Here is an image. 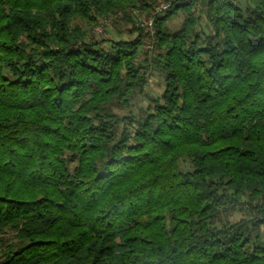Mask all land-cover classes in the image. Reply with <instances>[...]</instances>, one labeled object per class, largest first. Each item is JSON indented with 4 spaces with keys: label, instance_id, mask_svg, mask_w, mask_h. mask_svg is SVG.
Instances as JSON below:
<instances>
[{
    "label": "trees",
    "instance_id": "obj_1",
    "mask_svg": "<svg viewBox=\"0 0 264 264\" xmlns=\"http://www.w3.org/2000/svg\"><path fill=\"white\" fill-rule=\"evenodd\" d=\"M158 1L0 0V264H264V0Z\"/></svg>",
    "mask_w": 264,
    "mask_h": 264
},
{
    "label": "rangeland",
    "instance_id": "obj_2",
    "mask_svg": "<svg viewBox=\"0 0 264 264\" xmlns=\"http://www.w3.org/2000/svg\"><path fill=\"white\" fill-rule=\"evenodd\" d=\"M234 3L239 6L240 8H245L247 5V2L245 0H233ZM156 3H153V6ZM150 11L148 12H141V19H144V17L146 16V14H148ZM183 19V13L178 12L176 13L174 16H172L171 18H169L166 22L167 27L169 28L170 31H173L175 29H177ZM133 21L131 23H124V20H118L117 22H115V24H111L110 26H105L106 28L103 30V32L101 34H96L95 32H93L91 34V30L88 32V34H90L91 36H93L94 38L98 39V40H118V39H123V40H131L134 39L138 34V17L134 16ZM133 28H136L137 30H132ZM140 28V26H139ZM142 28V27H141ZM144 31H143V45H141V48L139 50V59L143 58V52L145 50V48H147V39L148 36L144 37ZM105 46V45H104ZM163 91V80H162V76L161 74L153 69L149 70L148 73V77H147V83L145 85V89H144V93L139 95L136 100L134 101V106L131 108V110L134 113H137L138 109L140 107H146L147 105L150 104V97H157L161 94V92ZM123 112H126V110ZM242 214H244L243 211L240 210H234L232 212V214L230 215L231 219H236L238 217H240Z\"/></svg>",
    "mask_w": 264,
    "mask_h": 264
},
{
    "label": "built area",
    "instance_id": "obj_3",
    "mask_svg": "<svg viewBox=\"0 0 264 264\" xmlns=\"http://www.w3.org/2000/svg\"><path fill=\"white\" fill-rule=\"evenodd\" d=\"M175 1H187V0H159L156 5L152 7V10L150 13L146 14L144 19H141V10L139 9H132L129 12L133 14V16L138 17L137 24L144 28L145 32L149 36V42L147 44V47H151L153 44V41L155 40V30H154V16L158 13L166 10L173 2ZM123 17V12L119 11L114 15L108 16V17H101L99 18L97 24L93 28V32L96 34H101L103 30L106 28L105 26H110L115 20L120 19Z\"/></svg>",
    "mask_w": 264,
    "mask_h": 264
}]
</instances>
